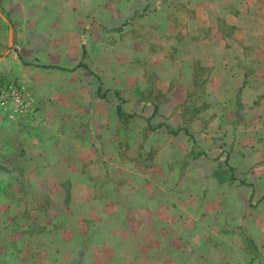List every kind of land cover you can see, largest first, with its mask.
<instances>
[{
	"label": "rangeland",
	"instance_id": "rangeland-1",
	"mask_svg": "<svg viewBox=\"0 0 264 264\" xmlns=\"http://www.w3.org/2000/svg\"><path fill=\"white\" fill-rule=\"evenodd\" d=\"M203 1L0 0V264H264V53Z\"/></svg>",
	"mask_w": 264,
	"mask_h": 264
},
{
	"label": "crops",
	"instance_id": "crops-1",
	"mask_svg": "<svg viewBox=\"0 0 264 264\" xmlns=\"http://www.w3.org/2000/svg\"><path fill=\"white\" fill-rule=\"evenodd\" d=\"M203 2H204L203 4H198V3L193 4L192 8L196 11L197 16L199 17L198 20L200 21V23L204 24L205 26V24H208V22L211 21L213 16H216L215 15L216 10L214 7L215 5H213L212 3L208 2L207 0ZM217 2H218L217 12H224V13L226 12L227 14L225 15L226 19L235 25L236 32L240 33L238 35H241V37L245 39H249L251 44H254L261 48V50L259 51L260 53H264V0H217ZM227 6L232 7V8L227 10L226 9ZM67 178H70V177H67ZM73 180L76 181L77 178L76 180L75 179ZM103 192H104V195L102 196V198L110 197L111 193H108L105 191ZM168 211L170 214L174 212L172 208H170ZM143 215L146 220L148 219L151 220L153 216H155V212L152 210L146 211ZM172 215L173 214H171V217ZM177 219H178V216L174 217L173 219L175 221L174 222L175 224L176 223L179 224ZM163 220L164 219H162V221ZM171 222L173 221L171 220ZM180 224L182 226H185L184 230L185 232H187V235H189L192 231L193 224H189L188 226H186L183 222H181ZM156 227H157V223H156ZM180 237H181V234L179 236L172 235L171 239L172 241H178ZM190 243L194 245L192 241L187 242L186 245H189ZM200 243L205 246H208L205 239L200 241ZM171 244H175V243L171 242ZM187 259L190 260L192 259V257L187 256ZM223 260L224 259L220 260L222 264H224V262L226 261V260L224 261Z\"/></svg>",
	"mask_w": 264,
	"mask_h": 264
},
{
	"label": "trees",
	"instance_id": "trees-1",
	"mask_svg": "<svg viewBox=\"0 0 264 264\" xmlns=\"http://www.w3.org/2000/svg\"><path fill=\"white\" fill-rule=\"evenodd\" d=\"M79 67L80 66H83V67H85V64L84 63H82V62H80L79 64ZM103 83L101 82V81H99V85H98V87H97V92H96V96L98 97V98H101V99H106V93L108 92V91H110V89H104L103 88ZM110 102V101H109ZM155 102V101H154ZM146 103V102H145ZM158 109V106L156 105V103H154V107H153V113H152V115L151 116H149V118L148 119H150L152 116H154V114L156 113V110ZM115 114H116V117H117V120H118V122H120V123H122V124H127L129 121H130V119L131 118H133V117H135L136 116V113H134V112H129V111H126L124 108H123V106H122V104H120V103H118V104H116L115 105ZM158 126H160V125H154L152 128H156V127H158ZM183 130H185V128L183 127L182 128ZM182 129H168V132L170 133V134H172V135H177L178 133H180V130H182ZM186 131V130H185ZM190 156H192V158H196V157H198L197 155H193L192 153H191V155ZM0 168H2V169H4L5 167H0ZM46 197L48 198V199H50V197H49V195H46ZM251 245H252V249L254 250V252L257 254H259V251H258V249H257V247H256V244L253 242V240L251 239Z\"/></svg>",
	"mask_w": 264,
	"mask_h": 264
},
{
	"label": "built area",
	"instance_id": "built-area-1",
	"mask_svg": "<svg viewBox=\"0 0 264 264\" xmlns=\"http://www.w3.org/2000/svg\"><path fill=\"white\" fill-rule=\"evenodd\" d=\"M0 96L2 99L11 97V99L28 100L29 95L23 88H11L10 92L5 91L0 85Z\"/></svg>",
	"mask_w": 264,
	"mask_h": 264
},
{
	"label": "water",
	"instance_id": "water-1",
	"mask_svg": "<svg viewBox=\"0 0 264 264\" xmlns=\"http://www.w3.org/2000/svg\"><path fill=\"white\" fill-rule=\"evenodd\" d=\"M12 43V27H9V46Z\"/></svg>",
	"mask_w": 264,
	"mask_h": 264
}]
</instances>
